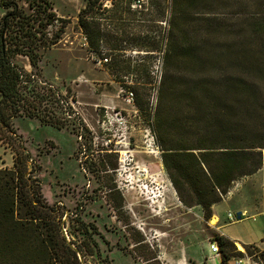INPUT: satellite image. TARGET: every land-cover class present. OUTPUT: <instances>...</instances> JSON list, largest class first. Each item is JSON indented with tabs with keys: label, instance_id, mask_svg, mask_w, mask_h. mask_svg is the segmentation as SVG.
Listing matches in <instances>:
<instances>
[{
	"label": "rangeland",
	"instance_id": "rangeland-1",
	"mask_svg": "<svg viewBox=\"0 0 264 264\" xmlns=\"http://www.w3.org/2000/svg\"><path fill=\"white\" fill-rule=\"evenodd\" d=\"M48 1L69 24L34 72L31 98L40 116L15 121L20 140L14 147L25 146L43 201L71 213L63 218L67 241L94 240L100 256L90 257L91 264H213L211 243L222 236L217 227L227 223L228 212L249 207L256 208L248 209L255 220L227 224L224 232L260 238L261 177L234 181L224 198L216 192L221 201L209 220L197 204L209 178L200 162L205 150L198 148L220 145V88L193 86L203 76L220 80V55L228 46L258 45L247 30L251 19L264 18V0H185L175 29L174 0H100L102 15L95 21L101 23V54L89 49L78 22L89 0ZM119 3H130L133 14L116 13ZM110 48L127 50L119 55ZM20 61L33 71L28 59ZM44 117L51 123H42ZM170 148L196 150L182 151L190 153L184 169L169 171L163 157ZM17 157L0 140V168H12ZM214 216L217 227L210 225ZM244 249L251 264H264V252ZM224 253L231 254L230 264L245 257L237 245L227 246L220 264Z\"/></svg>",
	"mask_w": 264,
	"mask_h": 264
},
{
	"label": "trees",
	"instance_id": "trees-1",
	"mask_svg": "<svg viewBox=\"0 0 264 264\" xmlns=\"http://www.w3.org/2000/svg\"><path fill=\"white\" fill-rule=\"evenodd\" d=\"M21 1L28 7L22 6ZM99 2L89 0L78 22L89 49L101 54V23L95 21L97 14L102 15L98 12L102 9L101 5L97 6ZM174 3L173 27L184 15L185 0L182 3L174 0ZM115 10L118 14L124 11L133 14L130 3L127 7L119 3ZM68 21L58 16L48 0H0V140L18 156L12 168H0V264H91L90 257L100 256L94 240L92 244L87 240L81 244L67 241L69 236H64L62 225L66 226L63 218L70 217L71 213L62 214L43 201L41 186L34 178L36 169L34 165L30 168L25 146L20 142L17 149L14 147L20 140L15 121L40 116V109L31 98L36 88L34 72L43 53L61 40ZM247 32L250 39L260 40L258 45L228 46L220 55V75L223 74L220 80L203 76L193 86V90L208 92L220 88V145L198 148L205 150L200 152V162L206 165L209 178L200 191L204 194L198 193L195 199L209 213L208 220L211 207L221 201L215 197L216 192L224 198L234 181L264 168V18L251 19ZM245 33L240 32L239 37ZM173 34L172 30L171 41ZM126 50L110 48L108 51L122 55ZM20 58L28 59L33 71H28ZM167 83L165 76L162 85L165 87ZM49 119L41 118V122L49 124ZM165 150L168 152L163 160L167 169L180 171L184 169L183 157L190 154L182 151L196 149ZM171 159L176 164L171 165ZM216 241L222 254L227 246L235 247L223 236ZM231 258V254L224 253L222 264H228Z\"/></svg>",
	"mask_w": 264,
	"mask_h": 264
},
{
	"label": "crops",
	"instance_id": "crops-1",
	"mask_svg": "<svg viewBox=\"0 0 264 264\" xmlns=\"http://www.w3.org/2000/svg\"><path fill=\"white\" fill-rule=\"evenodd\" d=\"M263 171H264V169H262V170H260L258 173H256L255 175H254V177H256V178H258L259 179V177H261V180H263L264 179V174H263ZM261 199L262 200H264V196H262L261 197ZM260 204L261 205H264V202H262V201H260ZM250 208V210H255L256 208L255 207H249ZM249 208H239V209H237V210H235V211H233V212H240V211H244V212H247V214H248V217H246V218H244V219H241V220H239V221H242V220H248V219H253V220H255V218L253 217V216H255V215H251L250 213V211L248 210ZM248 210V211H247ZM226 220H227V216H226ZM219 221H220V219H219ZM239 221H236V222H239ZM219 223V222H218ZM235 223V222H234ZM227 224H231L228 220H227V223H224V224H222V225H220V226H216L217 227V229H218V231H219V233L224 237V238H226L227 240H229L230 242H232V243H234V244H237V243H239V244H241L242 246H253V247H256V248H258L260 251H262V252H264V233H263V235L260 237V238H257V239H253V238H249V237H245V239H237V238H235V237H232V236H229V235H227L225 232H224V230H225V228H226V226H227ZM218 225V224H217ZM241 240V241H240ZM213 255V254H212ZM215 259V262L213 263V264H220L221 263V260H219V257H214ZM230 264V263H229Z\"/></svg>",
	"mask_w": 264,
	"mask_h": 264
},
{
	"label": "built area",
	"instance_id": "built-area-1",
	"mask_svg": "<svg viewBox=\"0 0 264 264\" xmlns=\"http://www.w3.org/2000/svg\"><path fill=\"white\" fill-rule=\"evenodd\" d=\"M104 61L107 62V60H104ZM127 97H128L129 101H133V98H134L133 94H130ZM246 217H248V214H247V212H244V211L243 212L240 211V212H236V213L231 211V212H228V214H227V220L230 223H234V222L239 221L241 219H244ZM253 217L255 218L256 215ZM64 233L68 237L66 229H64ZM235 245H237V244H235ZM243 247H245V246H243ZM211 252L215 257H219V258L221 257L222 253H221L219 244L216 240L211 243ZM242 252L245 254V257L244 258H236L234 264H251L253 257L248 256L245 251H242Z\"/></svg>",
	"mask_w": 264,
	"mask_h": 264
},
{
	"label": "bare ground",
	"instance_id": "bare-ground-1",
	"mask_svg": "<svg viewBox=\"0 0 264 264\" xmlns=\"http://www.w3.org/2000/svg\"><path fill=\"white\" fill-rule=\"evenodd\" d=\"M217 224H218V220H217L216 217L214 216V217L210 220V225L216 227ZM237 246H238V248H239L240 251H245L244 247H243L241 244L237 243Z\"/></svg>",
	"mask_w": 264,
	"mask_h": 264
}]
</instances>
